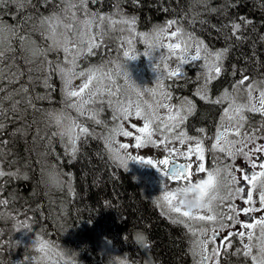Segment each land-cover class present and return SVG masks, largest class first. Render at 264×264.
<instances>
[{"label": "trees", "instance_id": "1", "mask_svg": "<svg viewBox=\"0 0 264 264\" xmlns=\"http://www.w3.org/2000/svg\"><path fill=\"white\" fill-rule=\"evenodd\" d=\"M54 1L57 2L25 0L19 8L4 4L0 6V22L11 29L22 27L21 33L28 31L32 41L41 50L46 49L50 42L47 36L44 37L45 32L41 28H31L45 7L59 8L53 4ZM42 3L45 5L41 7ZM117 3L129 17L138 18L137 29L149 32L153 26L175 20L186 33L199 38L209 48L228 49L223 60L225 73L264 79V0H203L202 3L197 0H96L88 6L92 12L105 15L112 13ZM59 5L62 9L61 2ZM24 11L27 12L25 16ZM31 15H34V20ZM241 17L252 23L239 33L241 38L238 39L232 34L230 25L240 22ZM178 25L173 26L176 28ZM119 37L116 31L113 32L106 39L105 46L97 49L96 55L89 56L94 60L92 63L110 62L122 53L117 51L121 49ZM6 55L9 57V53ZM59 56V52H49L45 59L29 57L28 65L24 57L17 55L4 64L6 67L12 65L11 72L16 79L9 83V75H6L8 78L0 81V87L6 89L0 96L15 93L21 87L29 91L14 96L15 100L25 101L19 105L18 113L11 112V103L5 101L8 111L0 117L5 124V129L0 132V142H3L6 152L3 168L5 172L19 169L20 173V178L6 175L0 182V199L8 201L7 205L0 206V213L4 212L0 216V264H12L13 261L33 264L37 257H43L44 254L28 245L37 239L35 233L52 245L47 255L68 256L78 261L77 264L79 261L84 264H111L117 252L127 255L134 264H145V261L152 264H190L185 231L171 224L157 209L150 195L145 194V184L138 180L133 164L122 166L119 162H112L114 158L104 150L101 135L81 140L75 159L66 155L58 136H53L57 128L50 122L48 112L60 111L69 101L62 94L60 77L48 71L45 61H53L55 66ZM9 61L16 62L13 65ZM39 61L44 64L42 71H38V78L37 72L29 69ZM109 65L112 64H106L105 70H112ZM45 75L49 87L43 83ZM225 75L214 81L212 89L228 79ZM193 79V76L188 77L187 84ZM187 84H182L185 89L189 88ZM29 96L33 98L34 107L26 103ZM37 96L46 98L37 100ZM216 111L214 105L198 101L191 121L209 127ZM71 112L78 115L74 109ZM17 129L21 131L17 132ZM50 169H56L64 181L58 188L43 182L44 174ZM25 174L27 179L23 178ZM25 224L28 228L23 230L29 234L26 244L22 242V236L11 231ZM138 230L148 234L149 248L141 249L134 242V234Z\"/></svg>", "mask_w": 264, "mask_h": 264}, {"label": "snow or ice", "instance_id": "2", "mask_svg": "<svg viewBox=\"0 0 264 264\" xmlns=\"http://www.w3.org/2000/svg\"><path fill=\"white\" fill-rule=\"evenodd\" d=\"M24 2L25 0H0V6L13 4L19 8ZM95 2L96 0H61L63 5L61 11L64 18L70 19L73 23H65L61 16L55 13L49 17H43L40 21L41 26L46 28L44 34L51 43L46 49L33 51L32 56L34 58L46 57L49 52L62 51L64 53V60L56 61L55 66L50 60L45 63L48 65L49 72L60 77L63 85L62 94L65 100L69 101L67 107L74 109L78 114L77 117H72L65 110L49 111V120L57 128L53 136L60 138L66 155L75 159L79 151L78 142L97 135L81 124L78 117H87L95 124L103 125L105 122L99 119L103 107H96V105L104 104L106 94L107 104L114 112L113 120L119 118L127 121L132 116L143 120V126L136 128L137 135L134 137L135 144L133 145L135 148H145L149 145L164 146L167 156L160 159L158 164L152 159L142 157H130V159L138 160L154 168L163 165L162 172L166 180L177 182L176 187L171 190H167L166 187L160 199L164 202L169 214H176L170 217L171 222L184 225L194 237V249L199 248L202 254L199 264H204L208 260H212L213 264H220V261L214 257H218L221 251H230L234 238H239L242 244V247L236 249L235 255L251 258L253 264H264V122L256 128L250 125L249 117L246 115V113H259L264 117V80H250L245 75L233 85L231 92L225 90L224 94L214 101L217 104L227 102V106L223 108L222 122L214 133L213 143L210 149H207L221 156H214V166L207 169L204 163L207 137L192 136L184 130L185 121L194 112V106L191 101L184 99L178 105L173 106L172 95L165 86V78H180L183 75L181 66L203 60L204 79L201 88H207L210 82L222 75L223 60L228 49L209 51L202 40L186 34L183 27L179 26L175 20L153 26L149 32H138L136 30L138 18L129 17L121 10L118 3L114 6L112 13L100 15L89 10L88 5ZM197 2L202 3L203 0H197ZM212 11L216 10L212 9ZM251 23L250 20L241 17L240 22L231 23L232 34L238 39L241 38L239 33ZM174 24L178 26L170 31ZM119 25L124 27L118 29ZM117 30L121 33L127 31L130 34L127 38L123 36L119 38L123 44L131 46L134 39H138L150 49L154 47L167 49V55L163 54L164 51L159 55L163 69L161 70L159 66L153 69L155 73L160 71L163 73L156 76L157 88L137 91L138 97L143 93L152 95L154 98L152 103L145 101L141 104L138 100L133 104L131 100L124 102L120 99L121 89L116 86L112 70L110 68L105 70V66L114 64L117 69H120L125 64L110 61L79 70V62L96 55V50L104 47L106 39ZM69 32L72 34L71 38L68 35ZM15 35L14 29L0 23V81L5 79L6 72L9 75V83L16 79L11 72L12 65H8L7 70L4 67L6 54L13 50L10 40ZM153 37L156 38L155 44ZM117 51H122V56L126 61L138 59L136 55H130L129 50L117 49ZM172 58H175L178 64L174 70L168 71V62ZM36 70L42 71V69ZM85 76L86 81L78 89L74 88L73 81ZM125 76L127 77V73ZM106 81L109 87H104ZM43 83L45 87H49L47 75ZM5 91V88L0 87V93ZM28 91V88L21 87L15 93L9 92L7 95L0 96V117H4L8 111L5 108V101L11 103V112L18 113L19 105L25 101L15 100L14 96L20 93L27 94ZM254 92L259 94L253 95ZM241 93L246 95V99L238 103ZM197 94L201 99H209L206 92L198 91ZM157 95L160 97L158 100L155 99ZM45 98L46 96H37L35 99ZM26 103L34 107L32 97H27ZM161 108L167 110V115L163 117L160 115ZM4 129L5 124L0 120V132ZM16 131L20 132L21 129ZM197 131L204 133L205 129L201 128ZM156 134L161 137L159 140L154 139ZM117 136L130 137L133 133L126 130L122 123L109 130L105 147L113 154V158L120 154L121 150H127L129 147L127 143L119 142L116 139ZM171 142H176L181 147H167ZM5 155L3 142H0V178L6 175L20 178L19 169L16 172L7 173L3 170ZM174 156L182 158L183 162L174 159ZM255 156H259V160L255 159ZM237 158H242L249 167L237 166L234 163ZM121 165L126 166L125 161ZM257 168L258 171L255 170ZM205 172L207 173L206 178L193 179L194 174ZM23 178L28 177L25 174ZM180 188L195 193L199 202L197 207L188 209L184 206L183 201L177 197V190ZM7 204V200L0 199V206ZM254 213L260 215L252 216L251 219L242 218ZM2 215L3 213H0V216ZM233 226L236 228L235 231L230 230ZM245 238L248 243H243ZM35 241H38L34 243L35 251L47 255L52 247L50 242L44 240L43 237H37ZM213 242H216L217 247L212 248L209 253V246ZM194 254H196L195 251ZM117 264H127V262L119 260Z\"/></svg>", "mask_w": 264, "mask_h": 264}, {"label": "rangeland", "instance_id": "3", "mask_svg": "<svg viewBox=\"0 0 264 264\" xmlns=\"http://www.w3.org/2000/svg\"><path fill=\"white\" fill-rule=\"evenodd\" d=\"M59 2H61V0H57V2H53V4L58 7V6H60ZM42 4H41V7L43 5H45V3L43 5ZM89 10L91 11L90 8H89ZM54 13L59 14L61 16V19H63L65 23H73L70 19L64 18V14L61 11V7L57 8V9H53V10L52 9H46V7H45L43 11L38 13L39 16H38L37 20H34L33 19L34 15H31V19H33L34 20L33 22H35L34 23L35 26L33 25L31 30L41 28V29H44V32H46V28L41 26L40 21L43 17H49V16L53 15ZM25 14H27V12L24 11L23 15L25 16ZM28 14H30V13H28ZM82 15L83 14L81 13V16ZM100 15H103V14H100ZM28 18H30V16ZM30 21L32 22V20H30ZM31 22H29V23H31ZM3 25L8 27V25H5V24H3ZM120 27H124V26L119 25L118 29ZM14 30L16 32V35L13 36L10 40V43L12 45L13 50H12V52L9 53V57H7L5 64L8 63L9 58H10L9 60H11V59L14 60L13 58L17 57V55H18L21 58L24 57L25 62L29 65V60H28V59H30L29 57H31V59H33L34 57L32 56V52L37 50V49H40V46H38L36 43L32 42L33 39L30 36H28V31H24V33L20 32V31H23L22 27L15 28ZM136 30L138 32H142V31L138 30L137 28H136ZM186 34H188V33H186ZM68 35L71 38V35H72L71 32H69ZM116 35L118 37L123 36L125 38L130 36L129 32L125 31V32L121 33L119 30L116 31ZM192 36L195 37L194 35H192ZM44 37L46 38L45 34H44ZM195 38L198 39L197 37H195ZM49 42L51 43V41H49ZM50 43H48V44H50ZM119 43L122 44V50H129L130 55H136L138 57V59L126 61V59L122 56V53H119V55L116 58H113V61H116L122 65H123V63H126V65H124V67H121L120 69H117L114 64L109 65L112 68V74L115 75L119 79L120 83H122L124 85V86L122 85L120 87L119 83H116V86L120 87L121 90L123 87H125L126 89L127 88L132 89V88H136L139 85L141 87L147 88V89L153 88V85H155L154 88H157L156 76L158 74H163V73H162V71L155 73L153 71V69L157 68V66H159V68L161 70L163 69V64L161 63V58L159 55L163 51H164L163 54L167 55V54H165L167 52V49H165V50L164 49L163 50H160V49L159 50H153V53L150 57L149 54H151L152 50L150 48H148V46L145 43H143V41H140L138 39H134L133 45L129 46L127 44L121 43V41L119 39ZM206 46L209 49V51H215L214 49L209 48L208 45H206ZM23 50H24V52L25 51H27V52L24 53ZM23 53L26 55V57L23 56ZM15 54H17V55H15ZM59 54H60V56H59L60 59L58 61H63L64 60V53L62 51H60ZM54 57H55V55H54ZM45 58L46 57H42V59H45ZM171 61H173V62H171ZM11 62L12 61H9V64L14 65L16 61H13V63H11ZM92 62H94V60L90 59V57H88L85 60H81L79 70H84V69L89 68L90 66L96 65L95 63H92ZM202 62H204V61L203 60L199 61V63H202ZM43 64L44 63L42 61H39V62L35 63V65L32 68H30V69L28 68V69L29 70L32 69V70L36 71L37 72L36 75L39 78L40 76H39V73L36 69L43 68ZM177 64H178V61L175 58L170 59L168 62L169 70L168 69L167 70L168 71L174 70L176 68ZM53 66H54V64H53ZM4 67L7 70L8 67H6V65ZM125 70H126V72L124 73ZM117 72H119L118 75H117ZM126 73L129 76V79L124 84V76ZM195 73L197 74V73H199V71L195 70L194 74ZM202 73H203V71H202ZM6 75H8L7 72H6ZM6 75H5V77H6ZM195 77H196V79L199 78V76H195ZM6 78H8V77H6ZM86 79H87V77L85 76V77H81V78L74 80L73 81V87L78 89L86 81ZM175 79H176V77H175ZM26 80L30 81V79H28V78ZM255 81H260V80L255 79ZM175 85H176V83H175ZM165 86H166V84H165ZM200 89H201V85H199L196 88V92L200 91ZM113 90H115V87H113ZM132 90H134V89H132ZM253 94L257 95L259 93L254 92ZM120 99L123 100L124 102L131 100L133 102V104H135L138 100L141 104H143L145 101H147L149 103L154 102L153 96L148 94V93H143L140 97H138L137 93H136V97H135L134 93H131L128 90L125 93H123V97H121V95H120ZM155 99H157V100L160 99L159 95H158V97L156 96ZM182 99L191 101L192 105L195 104L194 99L191 96H187L186 94L178 97L177 99H172L171 103L173 106L178 105ZM104 100H107V98H104ZM237 102L238 103L242 102L241 96ZM96 107H104V104L103 105L97 104ZM60 110H65L68 115H70L72 117H77L76 114H72V112H71L72 109L68 108L67 105ZM160 115L162 117L167 115V110L161 108L160 109ZM102 116L103 115L101 113V118H102ZM190 117H192V115H190L189 118ZM101 118H99V119H101ZM111 118H113V117H111ZM78 119H79V122L81 124H83L84 126H87L85 123V122H87V120H89L87 117H85V118L84 117H78ZM89 123L92 126V128L90 127L92 129V131L99 130V128H102V125L95 124L91 120H89ZM121 123L124 125L126 130L131 131L133 133V136H130V137L120 136L123 143H127L129 145L127 153H125L123 156L127 161L130 160V157H142L144 159H152L154 163L158 164V162H156V161L163 159L164 158L163 155L167 154V152H165V150H164V146L153 147V146L149 145V146H146L145 148H135L133 146L135 144L134 137H135V135H137L136 128L143 126V120L140 118H137L135 116L130 117L129 120H127V121H122L119 118L116 120H113V122L111 123V127L109 129H107V132H105L104 134H101L98 131H94L97 134L96 137H98V135H101V137L100 136L99 137H100V139H102V141L104 143V150H106L105 140L108 137L109 130L114 128L117 124H121ZM134 125H135V127H133ZM118 137L119 136H117L116 139H118ZM160 138L161 137L159 136V134H156V136H154V139L159 140ZM58 139L60 140L59 137H58ZM92 139H94V138H92ZM83 141H85V140H83ZM79 145H80V143H79ZM62 146L64 147V144H62ZM167 147L172 148V147H181V146L176 142H171L167 145ZM78 148H79V146H78ZM112 162H114V159L112 160ZM131 163H133V165L138 167V168H141V166H143L144 170L148 171V174L150 177V182H152V187H150V189L148 191L152 192L153 196L156 195V193L157 194L160 193V195L162 196L163 192L166 190V187H167V190H171L174 187H176L177 182L166 180V177L163 176V172H162L163 165H158V168L157 167L154 168L151 165L142 164L138 160H136V162H131ZM212 167L213 166H209V164H208L207 169H210ZM3 170H4V168H3ZM206 175H207L206 172L194 174L193 179L196 180V179L206 178ZM4 178H5V176L3 178H0V182L2 180H4ZM144 186H145V194L149 195L146 185H144ZM162 209L164 211L167 210V207L165 206V204H164V206H162ZM2 213H4V212L2 211ZM19 229L20 228H12L11 231L16 233V236H18V235L22 236V242L26 244V242L29 240V238H28L29 234L27 231H25L23 229H21V230H19ZM35 237L37 238L36 233H35ZM32 241H34V240H32ZM32 241H31V244H28V245L30 246L31 249H34V244L32 243ZM100 247H101L100 249H102L103 252H106V251H104L105 249H103L102 246H100ZM106 250H110V248L106 247ZM37 258H39L42 262L38 261L37 263H33V264H77V262H78L75 259L68 258V256L62 257V256L54 255V254L53 255H44L43 258H41V257H37ZM25 260H27V259H25ZM25 260H23V261H25ZM119 260H125L127 262V264H134L129 257H127L124 254L119 253V252L116 253V258L113 257L111 264H117V262ZM145 264H152V263L150 261H147V262L145 261Z\"/></svg>", "mask_w": 264, "mask_h": 264}, {"label": "flooded vegetation", "instance_id": "4", "mask_svg": "<svg viewBox=\"0 0 264 264\" xmlns=\"http://www.w3.org/2000/svg\"><path fill=\"white\" fill-rule=\"evenodd\" d=\"M202 65L203 64H198V63H190L187 65H184L182 68L183 75L180 78H176V79H175V77L166 78V87H167V90L170 91V93L172 95V99H177L178 97L185 95V94L187 96H191L194 99L195 104L193 106H194L195 110L191 114L192 117H190V118L188 117L187 120L185 121L184 130H186L192 136L207 137V139L205 141L206 151H205L204 163H205L206 168H208V164H209V166H214V164H215L214 156L215 157L221 156V154L209 152L207 149H210L211 144L213 143L214 133L216 132L218 125L222 122L221 118L223 115V108L227 106V102L217 104V103H214V101H216L218 98H220L222 96V94H224L225 90H228L229 92H231L233 85L235 83H237L240 79H242L243 76H245V75L238 77V76H235V75L230 74V73H225L226 71L225 72L223 71L222 75L218 79H221L222 76H224V74H226L225 76L228 77L229 79H226L225 81L223 80V82L216 89H212V84H214L215 80L210 82V85L207 88H201L200 89V92H206L207 96L209 97V99L205 100V99H201L200 96L197 97L195 94L196 88L199 85L203 84L204 68L202 67ZM223 68H224V63H223ZM194 70L199 71V73L194 74ZM202 71H203V73H202ZM190 76H193L194 79L190 84H189V82L187 84V79ZM195 76H199L200 78L196 79ZM250 80H254V79L250 78ZM184 82H186V84L189 85L188 89H185L183 87L182 83H184ZM175 83H176V85H175ZM130 92L135 93L136 90L131 89ZM157 97H158V95H157ZM245 99H246V95L244 93H241V101H244ZM198 101H201L202 103H205V104L214 105L217 108L214 121H213L212 125L209 127L206 125H202L200 123H195V122L191 121L193 116L195 115V113L197 111ZM246 115L249 117L250 125L254 126L256 128H258L260 126V124L262 122H264V117H262L261 114H259V113H246ZM201 128L205 129L204 133H199L197 131L198 129H201ZM163 156L165 157V156H167V154H164ZM173 158L180 160V162H183L182 158L175 157V156ZM255 159L259 160V156H255ZM156 162H158V160ZM229 163H233V162L229 161ZM234 163L237 166L242 165L244 167H249L247 162H245L242 158H237V160ZM255 170L258 171L259 169L257 168ZM151 200L154 202V198H151ZM257 206H258V204H257ZM161 213H163L162 215L167 220H169V222L171 224H174L171 222L170 217H174L176 214H169L168 209L165 210L164 212H161ZM258 215H260V214L254 213L251 216L242 217V218L243 219H251L252 216H258ZM175 225L182 227L183 230L185 231L186 238L188 239V254H189L190 264H199V261L201 260L202 254L200 253L199 248L194 249V245H193L194 237H192L191 233L188 232L187 228L184 225H182V224H175ZM197 226H199V225H197ZM230 230L235 231L236 230L235 226H233ZM257 234H259L258 230H257ZM243 243H248L246 238L244 239ZM216 247H217L216 242H213L209 246V253L211 252L212 248H216ZM240 247H242L240 239L234 238L233 247L231 248V250L227 251V252L221 251V254L218 257H214V259H218L220 261V264H253L251 258H245L243 255L237 256L234 254L236 249L240 248ZM194 251L196 254H194ZM204 264H213V261L208 260V261H205Z\"/></svg>", "mask_w": 264, "mask_h": 264}, {"label": "clouds", "instance_id": "5", "mask_svg": "<svg viewBox=\"0 0 264 264\" xmlns=\"http://www.w3.org/2000/svg\"><path fill=\"white\" fill-rule=\"evenodd\" d=\"M162 36V32L160 33ZM156 38L153 37V42L155 44ZM151 54L150 57L153 53V50H159L158 47H154L151 49ZM115 162H119L122 164L124 162V157L121 156L120 154L115 155L114 157ZM43 182L48 185L49 187L52 188H58L60 185L64 183L61 174L56 170V169H50L48 170L44 176H43ZM177 197L179 200L183 201V204L186 208L188 209H193L198 206V201L196 199L195 193L194 192H187L184 188H180L177 190ZM28 226L26 225H21L20 229H27ZM38 241H32V243H37ZM134 242L141 248V249H146L151 246V241L149 239V236L147 233H144L142 231H137V233L134 234ZM12 264H17V261H13ZM79 264H84L83 261H79Z\"/></svg>", "mask_w": 264, "mask_h": 264}, {"label": "bare ground", "instance_id": "6", "mask_svg": "<svg viewBox=\"0 0 264 264\" xmlns=\"http://www.w3.org/2000/svg\"><path fill=\"white\" fill-rule=\"evenodd\" d=\"M55 2V1H54ZM43 5V4H42ZM92 5V4H91ZM60 7V6H59ZM56 8V7H55ZM169 21V20H168ZM119 33V32H118ZM117 36V35H116ZM213 38V37H212ZM211 44V43H210ZM99 55V54H98ZM80 63V62H79ZM232 66V65H231ZM229 79V78H228ZM195 81V80H194ZM183 84V83H182ZM225 86V85H224ZM52 127V126H50ZM101 137V136H100ZM88 140V139H87ZM109 157V156H108ZM128 173V172H127ZM130 174V173H129ZM143 192V191H142ZM146 196V195H145ZM148 196V195H147ZM128 253V252H127ZM127 256V255H126ZM135 260V259H134Z\"/></svg>", "mask_w": 264, "mask_h": 264}]
</instances>
